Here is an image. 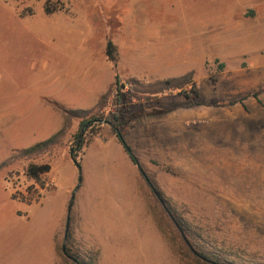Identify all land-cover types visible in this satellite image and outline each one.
<instances>
[{
	"label": "rangeland",
	"instance_id": "obj_1",
	"mask_svg": "<svg viewBox=\"0 0 264 264\" xmlns=\"http://www.w3.org/2000/svg\"><path fill=\"white\" fill-rule=\"evenodd\" d=\"M108 19L111 38L100 29ZM190 72L200 99L126 97L123 128L203 257L165 219L111 125L84 147L78 187L76 120L43 186L24 162L0 171V264H76L65 244L92 264H264V0H0V163L37 143L61 115L54 104L90 109L116 75L147 85Z\"/></svg>",
	"mask_w": 264,
	"mask_h": 264
},
{
	"label": "trees",
	"instance_id": "obj_2",
	"mask_svg": "<svg viewBox=\"0 0 264 264\" xmlns=\"http://www.w3.org/2000/svg\"><path fill=\"white\" fill-rule=\"evenodd\" d=\"M56 10L57 8H54V10L48 9L49 12ZM113 28L114 26L111 19L104 21V24L100 27L101 30L109 34V38H111L110 35L113 33ZM106 50L108 58L116 63V47L111 39L107 42ZM194 77L195 73L190 72L180 77H173L144 85L136 79L125 81L119 75H116L115 81L109 86L108 90L98 98L95 106L90 109H67L54 104V108L60 111L63 115L64 123L62 128L48 139L14 152L9 158L0 163V171L15 163L24 162L26 176L41 184L42 178L52 169L50 158L54 156L58 149L66 146V140L68 135L71 134L74 121L79 120V129L73 136L69 155L78 171V187H80L84 181L81 159L83 149L95 135L99 134V131L104 124H109L112 126V129L114 130L118 141L123 146L126 154L137 167L140 165L138 169L141 177L153 193L165 219L171 222V225L179 234L191 255L195 256L197 259L203 257V255L196 250L195 245L189 240L186 224L173 212L169 203L158 191L153 178L148 174L139 159L133 153V150L126 139V131L123 128V105L126 97L128 99L136 98L138 100H143L145 98V100L150 102L158 95L176 92L178 95L184 96L188 99H200L202 94L195 85ZM129 89L132 91L129 92ZM110 98L117 106L116 111H106ZM47 157L50 158L47 159ZM41 185L43 186L44 184ZM184 235L187 239L184 238ZM62 252L67 257L72 258L76 264H92L90 261H81L73 256L66 244L62 248ZM206 264L217 263L208 260Z\"/></svg>",
	"mask_w": 264,
	"mask_h": 264
},
{
	"label": "crops",
	"instance_id": "obj_3",
	"mask_svg": "<svg viewBox=\"0 0 264 264\" xmlns=\"http://www.w3.org/2000/svg\"><path fill=\"white\" fill-rule=\"evenodd\" d=\"M64 123V118L63 115L61 114H54L52 119H47L45 120V127L40 130L37 133V136L39 138V140L37 142L43 141L48 139L49 137H51L53 134H55L56 132H58ZM120 143V142H119ZM123 147V146H122ZM124 149V148H123ZM125 151V150H124ZM126 153V152H125ZM129 157V156H128ZM130 159V157H129ZM131 160V159H130ZM132 161V160H131ZM133 162V161H132ZM134 163V162H133ZM83 166V163H82ZM84 168V167H83ZM78 172V171H77ZM84 176V173H83ZM76 195V194H75ZM75 198V197H74ZM73 202V201H72Z\"/></svg>",
	"mask_w": 264,
	"mask_h": 264
},
{
	"label": "water",
	"instance_id": "obj_4",
	"mask_svg": "<svg viewBox=\"0 0 264 264\" xmlns=\"http://www.w3.org/2000/svg\"><path fill=\"white\" fill-rule=\"evenodd\" d=\"M139 166H140V165H138V167H139ZM74 197H75V193L72 195V198H71V204H70L69 209H68V221H69V219H70V213H71V210H72V201L74 200ZM69 228H70V224H69V222H68L65 238L67 237V234H68ZM184 238L187 239L185 235H184Z\"/></svg>",
	"mask_w": 264,
	"mask_h": 264
},
{
	"label": "bare ground",
	"instance_id": "obj_5",
	"mask_svg": "<svg viewBox=\"0 0 264 264\" xmlns=\"http://www.w3.org/2000/svg\"><path fill=\"white\" fill-rule=\"evenodd\" d=\"M11 221H12V218H10V219H2L1 222L3 223V227L8 229V228H10V224H12Z\"/></svg>",
	"mask_w": 264,
	"mask_h": 264
}]
</instances>
